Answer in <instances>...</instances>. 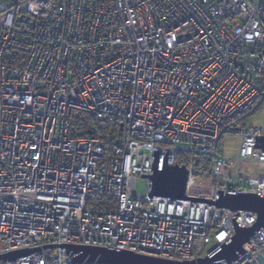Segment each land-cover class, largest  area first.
<instances>
[{"label": "built area", "instance_id": "built-area-1", "mask_svg": "<svg viewBox=\"0 0 264 264\" xmlns=\"http://www.w3.org/2000/svg\"><path fill=\"white\" fill-rule=\"evenodd\" d=\"M262 103L257 2L0 0V256L33 249L0 264H105L75 262L76 245L207 255L256 213L151 197L147 176L179 153L186 196H264V126L245 124ZM75 109L117 120L118 139L70 136ZM226 133L240 136L234 157L219 152ZM200 155L208 190L190 193L205 186ZM242 247L221 264H261L264 227Z\"/></svg>", "mask_w": 264, "mask_h": 264}, {"label": "water", "instance_id": "water-1", "mask_svg": "<svg viewBox=\"0 0 264 264\" xmlns=\"http://www.w3.org/2000/svg\"><path fill=\"white\" fill-rule=\"evenodd\" d=\"M264 140V137L262 138ZM158 157L154 158L152 172L149 179V193L151 197L172 200H198L214 203L218 208L230 210H245L256 213V222L249 227H243L238 222L235 224L234 233L224 242L219 244L210 253L189 261H175L141 254L126 250L110 249L105 247L76 245L70 246L80 253L74 258L75 262H97L105 264H221L235 260L243 252V244L249 240L256 230L264 227V196L252 193L227 194L218 192L216 200H201L185 195L187 170L185 165L172 164L165 157L162 167L158 168ZM33 249H20L0 256V259H17L27 255ZM256 259L264 264V259L258 253Z\"/></svg>", "mask_w": 264, "mask_h": 264}, {"label": "trees", "instance_id": "trees-1", "mask_svg": "<svg viewBox=\"0 0 264 264\" xmlns=\"http://www.w3.org/2000/svg\"><path fill=\"white\" fill-rule=\"evenodd\" d=\"M261 9V7H260ZM262 13L264 11L261 9ZM93 129V130H92ZM113 134L112 139H118L120 126L119 122L111 117L97 118L81 110H73L70 115V136H95L104 137L106 133ZM109 144V142L107 143ZM175 161L179 165L185 162V155L176 154ZM210 159L205 155H200L196 167L195 178L199 182H206L210 178Z\"/></svg>", "mask_w": 264, "mask_h": 264}, {"label": "rangeland", "instance_id": "rangeland-1", "mask_svg": "<svg viewBox=\"0 0 264 264\" xmlns=\"http://www.w3.org/2000/svg\"><path fill=\"white\" fill-rule=\"evenodd\" d=\"M245 124L248 126H264V103L257 108L253 113L249 114L246 118ZM240 136L238 134L226 133L223 135L220 144L219 152L223 157H234L236 154L237 147L239 145ZM250 170L255 171V165H250ZM223 170H226L223 168ZM196 179V178H195ZM197 180V179H196ZM210 179L206 182H200L205 184V186H194L190 189V193L206 192ZM207 185V186H206ZM136 191L142 193L145 191V185L142 180H139L136 184Z\"/></svg>", "mask_w": 264, "mask_h": 264}, {"label": "crops", "instance_id": "crops-1", "mask_svg": "<svg viewBox=\"0 0 264 264\" xmlns=\"http://www.w3.org/2000/svg\"><path fill=\"white\" fill-rule=\"evenodd\" d=\"M247 1L259 3L261 9L264 11V0H247Z\"/></svg>", "mask_w": 264, "mask_h": 264}]
</instances>
